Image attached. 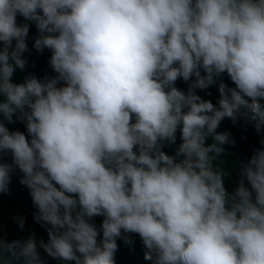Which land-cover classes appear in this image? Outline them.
<instances>
[{"label":"clouds","instance_id":"obj_1","mask_svg":"<svg viewBox=\"0 0 264 264\" xmlns=\"http://www.w3.org/2000/svg\"><path fill=\"white\" fill-rule=\"evenodd\" d=\"M17 14L36 22L33 47L52 50L58 75L11 81L29 30ZM0 41V113L18 112L31 137L0 122L12 155L0 192L17 167L48 226L47 242L0 239V264H44L38 244L62 261L115 264L122 229L153 264H264V135L231 191L213 164L229 142L215 131L223 118L264 126V0H0ZM224 72L235 87L202 99L195 89ZM178 77L191 78L187 93ZM178 127L170 155L162 144ZM101 214L98 241L90 218Z\"/></svg>","mask_w":264,"mask_h":264},{"label":"trees","instance_id":"obj_2","mask_svg":"<svg viewBox=\"0 0 264 264\" xmlns=\"http://www.w3.org/2000/svg\"><path fill=\"white\" fill-rule=\"evenodd\" d=\"M16 20L18 24L27 22L29 24V30L26 35L27 48L21 53V55L26 58L25 66L23 68L14 67L13 74L10 77L11 81L14 83H22L29 74L40 79L58 75L49 62L52 50L47 47L42 50H37L33 47L35 38L40 35V30L37 28L36 22L32 20L26 21L20 14H17ZM14 45L15 40H13L12 45L9 46V51H11ZM3 46V42L0 41V49H2ZM9 62L14 63L11 58ZM201 75H206L203 69H201ZM190 80L185 81L178 77L176 81H174V86L187 93ZM221 82H224L228 87H235L234 81L230 79L227 72H224L218 76H214L213 82L206 88H197L195 91L202 99L211 100L216 104L220 96L219 84ZM64 83L65 82L62 80L58 81L57 86H62ZM0 99H3V97L0 96ZM258 99L264 103V98ZM241 111H248L250 114V110L246 107H242ZM18 115V112L13 113L12 121H8L4 118L3 114L0 113V122H3L10 131L19 130L24 132L26 139L30 140L31 137L27 132L26 122L23 119H19ZM254 125L255 121L243 115L238 116L235 122H233L231 118L225 117L220 121L215 130L216 132H227L229 134V142L223 145L224 151L218 154L217 158L213 161L214 166L223 171L225 188L228 191H231L239 182L243 162L250 158L255 148L261 147L259 140L261 136L264 135V126H262L260 132H257ZM212 140V134H208L205 137V144L211 143ZM181 142V132L178 127L175 141H164L162 144L163 150L170 155H174ZM5 161L11 163L12 155L10 151H0V162ZM10 175L9 190L7 192H0V239L10 242L16 239L23 240L32 235L37 242L40 240L47 242L48 226L42 225L40 222L34 220L33 214L37 209L32 202L28 187L20 183V177L23 173L17 167H13ZM17 215H23L24 217L23 228H21L14 219ZM90 219L98 229L97 239L99 241L102 236L100 225L104 217L101 214L94 215ZM121 231L122 235L116 238L118 247L114 254L115 264H153L152 260L145 259V252L147 249L139 234L124 232L123 229ZM124 236L129 238L128 242H125ZM38 251L44 264H75L74 261H62L58 258L49 256L39 247V244Z\"/></svg>","mask_w":264,"mask_h":264}]
</instances>
